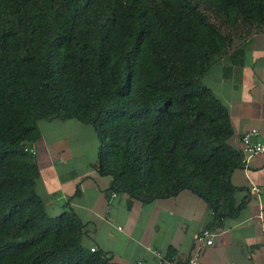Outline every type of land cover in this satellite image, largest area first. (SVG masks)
Segmentation results:
<instances>
[{"label":"trees","instance_id":"trees-1","mask_svg":"<svg viewBox=\"0 0 264 264\" xmlns=\"http://www.w3.org/2000/svg\"><path fill=\"white\" fill-rule=\"evenodd\" d=\"M259 33L264 0H0V264H119L84 244L69 202L48 212L40 120L94 125L113 192L146 203L189 189L216 218L237 213L245 157L205 78Z\"/></svg>","mask_w":264,"mask_h":264},{"label":"crops","instance_id":"crops-1","mask_svg":"<svg viewBox=\"0 0 264 264\" xmlns=\"http://www.w3.org/2000/svg\"><path fill=\"white\" fill-rule=\"evenodd\" d=\"M205 82L228 107L235 131L231 143L242 152L245 132L253 127L264 132V34L245 45L240 63L223 60ZM42 122L35 145L37 191L52 215L70 203L87 223L86 246L107 251L119 264H171L174 258L182 263L209 228L216 236L203 248L202 264H264V153L233 172L239 210L218 219L209 201L189 189L146 203L114 196L112 176L98 167L101 141L94 125L77 119Z\"/></svg>","mask_w":264,"mask_h":264},{"label":"built area","instance_id":"built-area-1","mask_svg":"<svg viewBox=\"0 0 264 264\" xmlns=\"http://www.w3.org/2000/svg\"><path fill=\"white\" fill-rule=\"evenodd\" d=\"M31 151L36 153V149L32 148ZM242 153L244 154V160L251 157L254 154L264 153V132L257 127H253L242 136ZM254 188L253 190H257ZM116 192L113 195L116 196ZM216 233L209 228H205L197 237V244L192 254L184 262L178 261V259H170L171 264H202V251L205 246L212 245L215 240ZM95 250V247L91 248ZM157 254L163 258V255L157 252Z\"/></svg>","mask_w":264,"mask_h":264},{"label":"rangeland","instance_id":"rangeland-1","mask_svg":"<svg viewBox=\"0 0 264 264\" xmlns=\"http://www.w3.org/2000/svg\"><path fill=\"white\" fill-rule=\"evenodd\" d=\"M43 120H40L39 121V127H41V129L43 128V126H44V123L45 122H42ZM91 142V139H89V143ZM92 143V142H91Z\"/></svg>","mask_w":264,"mask_h":264}]
</instances>
